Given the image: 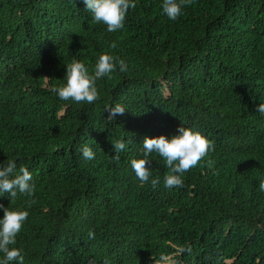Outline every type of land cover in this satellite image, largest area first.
Here are the masks:
<instances>
[{
  "label": "trees",
  "instance_id": "1",
  "mask_svg": "<svg viewBox=\"0 0 264 264\" xmlns=\"http://www.w3.org/2000/svg\"><path fill=\"white\" fill-rule=\"evenodd\" d=\"M161 3L135 0L107 32L83 0H0V163L35 185L0 196L29 213L14 245L23 264H264V0H190L175 21ZM106 52L128 69L98 79L97 100L57 98L67 63L92 72ZM116 103L125 111L107 118ZM179 126L211 150L170 189L152 153L141 184L130 160L143 138ZM116 139L129 141L119 160Z\"/></svg>",
  "mask_w": 264,
  "mask_h": 264
},
{
  "label": "clouds",
  "instance_id": "2",
  "mask_svg": "<svg viewBox=\"0 0 264 264\" xmlns=\"http://www.w3.org/2000/svg\"><path fill=\"white\" fill-rule=\"evenodd\" d=\"M190 0H162L161 9L169 20L175 21L181 14L182 9ZM85 9L89 12L94 22L106 25L107 32H116L124 26L126 14L129 9L136 6L135 0H83ZM110 47L115 48L113 42ZM128 65L124 59H119L110 53H102L95 61L92 72H89L85 63L73 58L66 64L65 82L54 87L52 91L61 101L71 99L74 102L93 103L99 98L96 81L102 77H109L111 73L118 70L126 72ZM125 107L119 103L105 108L107 118H115L117 114H123ZM257 111L264 113V102L257 105ZM115 151L113 156L119 160L118 153L123 152L129 144L127 139H116L111 142ZM143 149L139 158L130 160V166L136 179L141 183L149 182L151 172L150 155L156 153L163 158L167 168L163 176L165 188L183 186V174L190 168L195 167L202 158L211 150V141L194 127L179 126L176 134H163L154 137L145 136L141 142ZM84 160H94L95 152L91 147L84 146L81 149ZM151 183L156 186L157 179ZM35 185L31 171L25 167H17L15 160L8 159L6 164L0 163V196L5 193L10 199L17 194L31 196ZM258 189L264 192V179L258 182ZM45 203V198H40ZM3 215L0 216V264H23L24 257L21 249L14 247L17 234L21 231L23 224L28 218V211L20 208H8L0 204ZM106 233L98 236L102 239ZM89 238L94 237L93 232L88 233ZM190 251L191 249H186Z\"/></svg>",
  "mask_w": 264,
  "mask_h": 264
}]
</instances>
